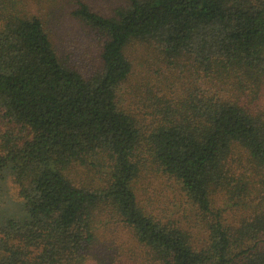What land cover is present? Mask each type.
Wrapping results in <instances>:
<instances>
[{
    "label": "trees",
    "instance_id": "1",
    "mask_svg": "<svg viewBox=\"0 0 264 264\" xmlns=\"http://www.w3.org/2000/svg\"><path fill=\"white\" fill-rule=\"evenodd\" d=\"M0 264H264V0H0Z\"/></svg>",
    "mask_w": 264,
    "mask_h": 264
},
{
    "label": "rangeland",
    "instance_id": "2",
    "mask_svg": "<svg viewBox=\"0 0 264 264\" xmlns=\"http://www.w3.org/2000/svg\"><path fill=\"white\" fill-rule=\"evenodd\" d=\"M103 8H107L106 3H102ZM54 27L53 34L56 41L59 44L60 51L66 55L72 61H75L88 69V67L95 66L96 60L99 57V38L94 34V30H91L87 25H83L81 22L76 21L73 17L69 16L66 18V21H52ZM152 183L148 181L143 182V186L150 189L152 192L153 188L159 189L162 188L163 193L164 185L160 182L159 177L153 178ZM149 185V187H148ZM9 191L6 196L7 199L11 201H18L19 195L17 193V188L9 180ZM172 189L170 188L166 195H171ZM8 210L11 214H15L16 208L11 205H7Z\"/></svg>",
    "mask_w": 264,
    "mask_h": 264
}]
</instances>
